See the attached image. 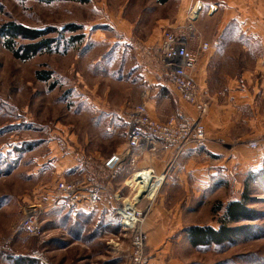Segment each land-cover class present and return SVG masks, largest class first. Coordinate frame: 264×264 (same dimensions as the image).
Returning a JSON list of instances; mask_svg holds the SVG:
<instances>
[{
  "label": "crops",
  "instance_id": "obj_1",
  "mask_svg": "<svg viewBox=\"0 0 264 264\" xmlns=\"http://www.w3.org/2000/svg\"><path fill=\"white\" fill-rule=\"evenodd\" d=\"M185 2L192 10L199 5L212 26L207 32L195 28L199 37L190 42V49L197 54L193 80L205 110L200 122L211 142L203 149L187 146L179 152L157 141L153 152H132L137 159L135 166L126 162L117 169L92 212L67 203L50 206L51 198L44 196L39 218L42 249L24 256L32 264H125L129 245L122 241L121 246L109 251L105 244L110 236L122 232L110 196L125 195L132 171L147 168L165 175L144 225L148 264H181L178 251L188 250L186 230L210 226L193 222L195 204L228 183L239 186L237 180L243 175L260 170L264 160V0ZM177 26L178 22L171 29ZM162 34L153 32L135 46L130 39L121 38L103 56L105 66L112 70L116 102L112 100L110 109H99L106 121L101 130L103 136L121 141L109 156L126 152L127 115L137 106H144L158 122L176 112L198 118L192 106L171 103L174 90L166 84L154 54ZM202 43L208 44L205 51L201 50ZM252 141L258 143L256 149L248 147ZM59 154L50 158L57 159L67 180L72 178L85 186L92 181L104 183L102 177L95 178L73 158L66 163L59 161L64 156ZM37 203H30L28 210L36 211L32 206L37 207ZM18 256L13 255V261L24 258Z\"/></svg>",
  "mask_w": 264,
  "mask_h": 264
},
{
  "label": "rangeland",
  "instance_id": "obj_2",
  "mask_svg": "<svg viewBox=\"0 0 264 264\" xmlns=\"http://www.w3.org/2000/svg\"><path fill=\"white\" fill-rule=\"evenodd\" d=\"M191 11L185 0L163 5L156 0H0V29L13 22L45 30L46 38L58 43L50 45V53L21 61L4 47L0 35V264H13V255L27 257L31 251H41V224L35 235L20 230L28 205L38 201L32 207L42 210L46 191L51 193L58 181L76 182L63 177L57 159L50 156L57 158L61 152L59 161L64 163L75 160V155L86 157L91 173L101 179L103 162L121 143L119 138L103 136L101 130L106 121L99 109H110L112 100L116 102L112 70L103 62L109 46L121 38L135 46L176 22L178 28L192 24L197 30L212 31L201 9L189 23ZM69 26L78 27L73 35L84 36L73 46L65 44L72 36ZM26 43L16 40L15 49ZM37 73H48L50 80H38ZM247 176L237 180L239 186L228 183L196 203L193 222L217 229L224 206L241 200ZM247 186L244 200L254 219L243 223L245 232L233 242L198 248L186 235L188 250L178 251L181 264H264V167L248 178ZM213 208L220 210L215 213ZM130 238V233L120 232L105 244L111 251L122 241L130 246ZM127 260L128 255L125 264Z\"/></svg>",
  "mask_w": 264,
  "mask_h": 264
},
{
  "label": "built area",
  "instance_id": "obj_3",
  "mask_svg": "<svg viewBox=\"0 0 264 264\" xmlns=\"http://www.w3.org/2000/svg\"><path fill=\"white\" fill-rule=\"evenodd\" d=\"M194 10L195 8L190 13V19L188 18L189 23L196 18L192 16ZM198 37L199 33L192 24L166 30L154 51L157 65L165 75L166 84L174 90L171 103L178 106L180 102H184L192 106L198 118L193 119L182 112H176L164 122H158L149 116L144 106H137L127 115L126 152L122 155L113 154L102 164L104 183L92 181L85 186L78 181H58L50 196L46 193L44 195L46 198H51L50 206L67 203L72 207L92 212L97 208L100 195L106 191L108 183L115 178L117 169L126 162L131 167L135 166L137 159L131 154L132 152H153L157 141L177 148L179 152L187 146L203 149L211 142L200 122L205 110L198 101L197 86L193 80L197 54L190 49V42ZM207 48V43L201 44L202 51ZM248 147L256 149L258 143L249 142ZM74 158L79 166L90 169L89 159L81 155H75ZM133 171L125 184L129 190L128 195L116 193L110 198L115 205L120 230L131 235L127 264H148L149 257L146 253L148 237L144 224L159 194L165 175L157 174L152 168ZM36 209V211H26L20 224V230L27 235L37 233L40 214L44 208Z\"/></svg>",
  "mask_w": 264,
  "mask_h": 264
},
{
  "label": "trees",
  "instance_id": "obj_4",
  "mask_svg": "<svg viewBox=\"0 0 264 264\" xmlns=\"http://www.w3.org/2000/svg\"><path fill=\"white\" fill-rule=\"evenodd\" d=\"M44 3H50L56 0H38ZM84 2V0H77ZM159 4H166L168 0H156ZM69 33L72 34L66 39L65 44L67 46H73L74 44L80 43L84 38L83 35H73L78 27L69 26L67 27ZM56 32V31H55ZM48 32L45 30H33L27 28L21 24L9 22L4 24L0 29V35L4 41V47L12 54L15 59L21 61H28L33 56L42 52H51L50 45L58 44L56 40L47 39ZM62 37V35H61ZM22 40L27 42L21 47L15 49V41ZM57 48V46H56ZM37 79L40 81L50 80L48 73H37ZM264 167V160L259 171L248 173V176L244 180L243 193L241 200L232 201L226 204L223 208L222 216L217 220V229L210 226L203 227H190L186 230L187 239L189 244L193 248L206 247L210 245L220 246L225 243L233 242L237 235L243 234L247 227L243 225L244 222L252 221L254 219V212L251 211L244 200V194L247 189L248 178L253 177ZM220 209L216 210L213 208V212L217 213ZM238 224V225H237ZM28 258H19L13 261V264H32Z\"/></svg>",
  "mask_w": 264,
  "mask_h": 264
},
{
  "label": "bare ground",
  "instance_id": "obj_5",
  "mask_svg": "<svg viewBox=\"0 0 264 264\" xmlns=\"http://www.w3.org/2000/svg\"><path fill=\"white\" fill-rule=\"evenodd\" d=\"M198 9H199V7L197 6V8L195 9L196 11L193 14V17L195 16V13L197 12Z\"/></svg>",
  "mask_w": 264,
  "mask_h": 264
}]
</instances>
